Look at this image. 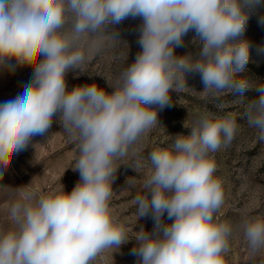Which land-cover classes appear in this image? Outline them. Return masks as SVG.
<instances>
[{"label": "clouds", "instance_id": "clouds-1", "mask_svg": "<svg viewBox=\"0 0 264 264\" xmlns=\"http://www.w3.org/2000/svg\"><path fill=\"white\" fill-rule=\"evenodd\" d=\"M261 8L264 0H0V70L32 69L22 91L0 103V180L54 117L77 138L72 168L80 177L70 192L61 183L39 195L16 188L12 227L0 230V264H98L130 240L136 264H226L234 230L253 252L264 249V219L230 225L214 218L224 192L210 154L234 139L238 124L230 117L208 114L190 135L149 153L133 203L137 220L152 219L151 231L141 226L130 236L109 204L115 162L160 124L159 111L189 73L200 75L206 97L237 94L236 103L255 90L242 116L264 139V82L241 75L250 59L249 14L264 28ZM126 19L139 20L132 31L140 50L114 85L105 80L112 91L95 82L69 88L68 74L82 70L103 37L121 40L116 26ZM189 32L199 51L177 55Z\"/></svg>", "mask_w": 264, "mask_h": 264}, {"label": "rangeland", "instance_id": "rangeland-1", "mask_svg": "<svg viewBox=\"0 0 264 264\" xmlns=\"http://www.w3.org/2000/svg\"><path fill=\"white\" fill-rule=\"evenodd\" d=\"M260 11L264 12V8ZM138 23L139 20L126 19L117 25L121 40L103 37L101 46L88 55L82 70L68 74L69 88L95 82L112 91L105 80L114 85L122 70L140 50L136 44L137 35L132 31ZM193 35L189 32L185 36V46L175 50L177 55L197 54L200 45L191 42ZM244 36L250 41V59L241 75L253 84L264 82V28L258 25L255 13L249 14ZM31 79L30 67H18L15 72L0 70V103L14 98ZM186 85L182 90L171 93L170 106L159 111L160 124L131 146L125 158L115 162L117 171L109 204L130 236L141 226L148 231L153 227L151 218L137 220V209L133 203L144 190L149 153L169 147L177 134L190 135V128L197 126L198 121L208 114H211L209 118L230 117L238 124L232 142L210 154L217 166L214 176L222 182L224 192V203L214 216L216 222L235 225L264 219V139H260L257 130L250 128L242 116L247 101L259 94L250 89L244 93L245 101L236 103L233 101L239 98L237 94L220 96L219 99L206 97L202 93L204 85L198 73L187 74ZM78 157L77 138L68 134L54 117L49 131L44 136L33 137L26 149L16 155L11 169L0 180V185L9 188L0 189V230L12 227L9 207L19 198L16 188L27 186V191L39 195L61 183L65 191L70 192L80 178L79 172L72 168ZM134 245L135 241L130 240L118 251L104 252L98 258V264H136V257L131 254ZM224 258L226 264H264V249L253 252L243 232L234 230Z\"/></svg>", "mask_w": 264, "mask_h": 264}]
</instances>
